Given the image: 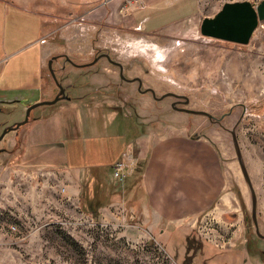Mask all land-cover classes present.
<instances>
[{"label":"rangeland","instance_id":"374dc122","mask_svg":"<svg viewBox=\"0 0 264 264\" xmlns=\"http://www.w3.org/2000/svg\"><path fill=\"white\" fill-rule=\"evenodd\" d=\"M198 1L200 14L176 36L123 30L96 14L83 20L82 10L52 11L58 16L56 35L64 36L52 40L58 43L53 54L67 53L82 62L91 60L95 50L107 51L126 67L125 76L141 79L143 89L152 88L157 97L168 92L186 96L187 108L223 118L211 122L206 116L173 109L169 96L156 102L150 94H136V83L121 81L117 67L104 59L83 69L94 74L92 90L98 87L103 94L96 92L81 105L58 102L36 107L28 122L0 143V264H264V238L255 231L251 194L230 133L235 131L256 195L258 229L264 235V20L247 44L205 37L200 33L204 17L215 16L227 2L251 1ZM36 47L20 53L28 56L26 71H19L13 56L4 61L0 99L20 98L26 103H0V125L22 121L26 104L54 98L45 89L44 99L33 87L19 89L36 65ZM80 71L67 66L64 75L72 79ZM45 78L52 90L46 68ZM87 80L80 77L77 85ZM63 82L68 83L66 78ZM110 82L119 85L120 95L105 89ZM180 124L210 137L220 149L234 196L224 204L233 221L226 226L210 211L195 227L186 225L177 232L135 209L137 202L126 185L139 164L122 160V155L131 154L126 142L141 131L179 129ZM118 162L125 164L122 181L113 174ZM95 163L100 166L87 167ZM101 188L111 195V202L96 210L94 200Z\"/></svg>","mask_w":264,"mask_h":264},{"label":"crops","instance_id":"0c3cea01","mask_svg":"<svg viewBox=\"0 0 264 264\" xmlns=\"http://www.w3.org/2000/svg\"><path fill=\"white\" fill-rule=\"evenodd\" d=\"M59 8L71 13L82 10L83 20L96 14L123 30L137 29L143 34L164 36H176L201 12L198 0H0V73L4 61L12 56L19 62V71H26L28 56L25 53L20 56V53L37 45L36 65L22 79L19 89L33 87L37 95L42 93L40 99L48 97L43 89L52 91L45 78L46 61L58 48V43L52 40L55 36L64 37L56 35L59 27L54 26L58 16L52 11ZM65 35L70 34L67 31ZM13 64L16 65L15 60ZM11 71L16 73L14 67ZM136 121L146 124L139 118ZM150 121L152 119L147 122ZM179 126V129L168 128L161 132L141 131L126 142V152L130 150L131 154L127 153L125 158L122 155V160L126 164L138 162L141 169L139 181L128 192L137 202L135 209L154 223H166L177 232L186 225L195 227L203 213L210 211L226 226L233 221L228 219L227 210H223L224 204H230L234 196L226 179L220 149L210 137L191 131L188 125ZM123 138L122 134L121 140ZM69 165L82 168L80 164ZM97 166L100 164L87 167ZM132 178L131 175L130 181Z\"/></svg>","mask_w":264,"mask_h":264},{"label":"water","instance_id":"95a60500","mask_svg":"<svg viewBox=\"0 0 264 264\" xmlns=\"http://www.w3.org/2000/svg\"><path fill=\"white\" fill-rule=\"evenodd\" d=\"M264 20V0H262L257 6H253L251 2L249 1H236V2H227L225 3L221 10L216 13L213 17H204L200 24V33L202 36L215 38V39H221L224 41H230L238 44H247L249 42L250 37L252 36L254 30L257 28L258 23L260 21ZM55 59V57H52L48 61V69L53 77V79L56 80L54 71L51 67L52 60ZM92 63H89L88 65H92ZM58 88L60 89V93L63 91V87L58 84ZM152 92V95L154 99H163L167 96L172 97H183L186 100V103L188 102V97L183 95H178L172 92L165 93L161 97H156L155 92L153 89H150ZM63 97H59L57 95L51 100H45V101H38L35 103H31L27 106L24 119L22 121L16 122L10 126H7L0 135V140L4 137L6 133L12 130L18 129L20 126L26 124L29 119V114L31 110H33L36 107L43 106V105H54L58 102L59 99H62ZM23 102V101H22ZM173 107V106H172ZM179 111H183L190 114H197V115H203L210 119L213 118L212 115H210L206 111L202 110H193V109H186L181 108L178 109ZM233 145L235 148L237 160L239 162L240 169L242 171L243 177L247 183V186L249 188L250 194H251V217L252 221L255 226L256 234L259 237L264 238V235L260 234L257 220H256V195L250 180V177L248 175V172L246 170V167L242 160L241 151L239 148V144L237 141V137L234 130L230 131Z\"/></svg>","mask_w":264,"mask_h":264},{"label":"flooded vegetation","instance_id":"af4514ba","mask_svg":"<svg viewBox=\"0 0 264 264\" xmlns=\"http://www.w3.org/2000/svg\"><path fill=\"white\" fill-rule=\"evenodd\" d=\"M52 57H55V59L52 60L51 67H52L54 73L55 74L57 73L58 74V77H59V78L58 77L56 78V80H57L56 82L53 79V77L51 76V74L49 72V69H48V61ZM50 59L47 61L46 69H47V71L49 73V76L51 77V80H52V92H53V96L56 97L57 95H59V97H63L62 99H59L58 102H65V103H73L74 102V103H79V102H83L85 99H90L92 96H94V93H96V92H99L100 95L103 94L104 93L103 90L102 89H98V87H94V89L92 90V87H91V85H92V83H91V77H93L94 74L90 73V71H87V70L83 71V69H88V68L96 65L98 62L102 61V59L106 60L109 64L117 67V69H118V78L121 81H123L125 83H129V84L130 83H136V85H137L136 88H135L136 94L137 93H141L142 95L150 94L151 97L154 99V97L152 95V92L150 90L152 88L147 87V88H144L143 89L142 88V81H141V79L139 77L129 78V77L125 76L124 75V72L126 70V67L123 66L120 62H118V61L114 60L113 58H111V54L108 53L107 51L95 50L94 53L92 54V59L91 60H89V61H82V62L79 61L80 59L77 58V56L76 57L70 56V54L63 53V52L57 53V54H53L50 57ZM75 59H77L79 62H76ZM58 60H61L62 61L59 66L58 65H55V63ZM92 62H93L92 65H88L89 63H92ZM67 66L71 67L74 70L77 69V70H81V71H80V73H78L77 75H75L74 77H72V79H71V76H69L68 74H65L64 75V72L67 71ZM80 77H83L84 79L85 78H88V80L85 81V82L79 83L77 85L78 79ZM65 78L68 81V83H66V84H64V82H63ZM58 84L63 87V91L61 93H60V89L58 88ZM75 89H76V94L72 93L73 91H75ZM77 89H80L79 92H78ZM105 89L106 90L109 89V90L114 91L113 93L116 94L117 96L120 95V94H118V91H119L120 87H119V85L117 83L110 82L109 85H107V87H105ZM169 97L172 98V102H171V105L170 106L171 107L173 106L172 107L173 109H176V110L181 109V108L189 109V108L186 107L188 105V103H189V99H188V102L186 103V100L183 97H172V96H169ZM154 100L156 102H158V101H161L162 99H160V100L154 99ZM4 102H22V103H24L25 101L23 99H20V98H12V99H10V101H8L7 99H0V103H4ZM26 105L28 106L29 103L26 104ZM27 106H26V108H27ZM0 111H1V109H0ZM180 112L181 113H186V112H183V111H180ZM134 113H135V116H138V113H137V111L135 109H134ZM222 118L223 117H221V118H214L213 117L212 119H210V118H208V119L211 122H217V123H219L222 120ZM8 126H10V125H8ZM6 127L7 126H6L5 123H3V124L0 125V135H1L2 131ZM12 131H15V130H12ZM12 131H9V132H12ZM8 133H6V134H8ZM4 138L5 137H3L0 140V143H1L2 140H4ZM0 150H1V148H0ZM0 153H2V152H0Z\"/></svg>","mask_w":264,"mask_h":264},{"label":"trees","instance_id":"16d2710c","mask_svg":"<svg viewBox=\"0 0 264 264\" xmlns=\"http://www.w3.org/2000/svg\"><path fill=\"white\" fill-rule=\"evenodd\" d=\"M141 169L139 167L136 168V170L134 171V174L132 175L133 178L130 181V179H128L127 181V185H126V189L129 192L132 187L139 181V171ZM95 176L97 177V174H95ZM130 181V182H129ZM110 194L109 193H105L104 188H101V190L99 191V193L96 194L95 200H94V207L97 210L100 207L106 206L108 204H110L111 200H110Z\"/></svg>","mask_w":264,"mask_h":264},{"label":"built area","instance_id":"2783aa9c","mask_svg":"<svg viewBox=\"0 0 264 264\" xmlns=\"http://www.w3.org/2000/svg\"><path fill=\"white\" fill-rule=\"evenodd\" d=\"M250 1H251L252 5L256 6L262 0H250ZM124 168H125L124 162H118L113 166V171H114L113 174L115 177L120 179V181H122L124 178V174H123Z\"/></svg>","mask_w":264,"mask_h":264}]
</instances>
